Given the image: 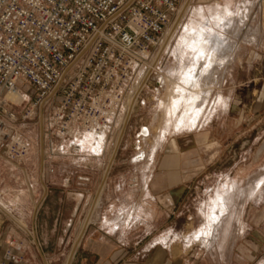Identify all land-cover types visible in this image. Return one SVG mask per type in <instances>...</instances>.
<instances>
[{"label":"crops","instance_id":"0c3cea01","mask_svg":"<svg viewBox=\"0 0 264 264\" xmlns=\"http://www.w3.org/2000/svg\"><path fill=\"white\" fill-rule=\"evenodd\" d=\"M240 2L249 8L264 5V0H184L183 6L216 17L220 12L228 15ZM230 86L225 114L210 115L205 132L174 138L177 150H161L163 161L146 165L150 174L140 181L111 178L119 167L110 161L117 155V144L100 179L74 178L73 171L86 169L89 154L30 150L20 165L0 153L5 186L32 192L5 196L15 201L26 223L16 224L0 212V264H264V81ZM239 89L241 99L233 94ZM192 149L194 164L187 154ZM204 155H209L208 163L203 162ZM57 156L72 163L65 168L71 171L69 185L57 177L61 172L53 162ZM127 187L130 194L124 191ZM191 187L204 188L211 201L222 196L239 208L224 214L208 246L188 250L182 242H160L172 227L186 230L185 204ZM106 202L111 209L102 211L101 203ZM123 202H144L145 213L133 208L124 216L119 207Z\"/></svg>","mask_w":264,"mask_h":264},{"label":"built area","instance_id":"2783aa9c","mask_svg":"<svg viewBox=\"0 0 264 264\" xmlns=\"http://www.w3.org/2000/svg\"><path fill=\"white\" fill-rule=\"evenodd\" d=\"M179 3L0 0L2 156L20 165L25 162L31 147L22 131L35 115L41 123V110L44 125L47 107L46 134L61 141H51L52 155L68 148L74 154L102 156L108 132L121 121L122 106L130 116L153 74H159L157 91L164 84L162 54L156 49ZM131 80L136 88L129 91ZM24 85L34 91L32 98L22 90ZM26 100L28 106L18 111ZM69 180L67 176L64 184ZM4 197L0 195V212L23 224ZM170 236L162 243L170 244Z\"/></svg>","mask_w":264,"mask_h":264},{"label":"rangeland","instance_id":"374dc122","mask_svg":"<svg viewBox=\"0 0 264 264\" xmlns=\"http://www.w3.org/2000/svg\"><path fill=\"white\" fill-rule=\"evenodd\" d=\"M183 3L184 0L179 3V11L171 18L167 31L156 49V51L161 50L162 54L161 75L164 84L159 87L157 91L155 86L159 74H153L146 86L141 90L139 102L136 103L137 105L130 116H126V105L124 104L125 106H122L123 109L125 108L124 113L122 109L120 111L121 121L116 122L112 128V134L108 139L105 156L101 158V155L99 157L90 155L88 157L89 160L84 161L87 163L86 169L83 167L84 171H73V175H75L74 178L81 176L95 179L102 178V170L104 166L109 163L111 152L114 148L113 146L117 144V155L110 161L119 164V167L113 171L111 178L124 182H129L135 177L139 179V181L142 180L146 173L150 174L147 172L146 168L149 164L151 166L156 163L159 165L163 161L164 153L160 154L161 150H177V146L175 147L177 144H174V138L184 135L192 136L196 133L205 132V130H208L209 126L208 123H205V120L208 119L210 115L225 114L224 100H226L227 96L231 93L229 90L231 87L230 84L246 83L249 81L260 84L264 81V41L262 40V36H264V5L262 7L260 5H255L249 8L247 4L240 2L237 8L231 10L230 15L228 13H226L228 15H225V13L220 12L214 17V14L210 15V11H206L202 16V13L194 8L186 9ZM205 22L207 26H210L214 31L221 33L223 37L227 38V43L230 44V46L232 45L230 50L226 52L221 51L224 54L220 52V58H218L219 62L212 65H209L208 61L197 60V54H195L194 49H188L190 44L186 42V39H190L193 35V27L195 29H201L202 25H206ZM223 23L227 25H222ZM228 57L230 59H226ZM193 68H195L196 73L193 72L192 75L193 77L198 76L197 84L198 87H200V89L196 90L197 94H199V98L195 102L200 103L197 104L201 105L200 107L203 108V116L200 115V119L198 118L196 121L194 120L195 117H193V120H189V123L187 122L185 125H180L176 128L175 119L177 115L180 114L181 107L183 106L182 98L188 93L192 82L187 73L192 71ZM135 88L136 82L131 80L128 84V89L131 91ZM22 90L26 92L29 98L33 97L34 91L30 87L24 85L22 86ZM241 93L242 90L240 89L233 90L235 98H237L236 96L238 95L239 99H241ZM200 95L203 97L201 100ZM143 100L144 103H142ZM26 102L27 100L17 110L21 111ZM174 111L176 114L173 113ZM49 114L50 109L47 107L44 111L45 121L43 125L44 150H51L50 141H52L54 145H60L61 143L60 139L56 136L52 135L51 137L46 134L45 124ZM26 122L27 128L22 131L23 136L29 141L30 150H36L37 152L38 149L41 150L42 145L41 126L38 116L35 115ZM66 143L68 142L64 143L65 146ZM66 150H68V148H66ZM84 154L89 153L84 152ZM187 154L190 157L189 162L194 164V150H189ZM139 156L142 157L138 158ZM209 161V155H204L203 162L208 163ZM53 162L58 163V166L55 167H59L61 172L57 177L64 185V180L67 176L71 178L67 174L70 170L65 171V168H69V164L72 163L68 159L65 160L60 158V156H57ZM189 175L192 178L193 172L191 171ZM207 175L209 176L210 174ZM0 179H4V184L1 187H3L2 189L5 191L1 193V189L0 195L7 196V194L12 192V194L22 197L23 194L32 193L28 188L25 189V187L19 188L12 184L5 186L7 178L2 174H0ZM207 187L209 186L207 185ZM203 189L204 188L191 187L188 197L186 198L185 207L186 210H188L185 222L186 230L172 227L170 228V233L164 236L168 237V235H171L170 239H173L172 242H182L184 247L188 250H192L193 247L199 245L208 246L210 242L202 241L204 240L202 239L198 240V243L195 239L196 231H199L209 223L212 209L216 206V203L211 201L209 193H204ZM124 191H129V188L127 187ZM128 193L130 194V191ZM137 193L139 197L141 193L140 188H138ZM5 200L6 202L9 201L7 203L13 207L16 217L20 219L22 223H26V220L17 213L15 201L11 198L6 199V197ZM227 205L228 210H236L239 208L237 203H229ZM121 206L123 207L119 210L121 213L123 212L125 216V214L133 210V208H135L137 213L144 214L146 204L144 202H123L119 205V207ZM110 209L107 202L101 203L102 211ZM116 210H118V207ZM189 216L191 217L190 219ZM225 216L223 215L219 226L222 225ZM121 221L126 222L128 219L123 218ZM15 223L18 224L17 222ZM219 226L217 228H219ZM184 239L188 242H185ZM161 241H163V238Z\"/></svg>","mask_w":264,"mask_h":264},{"label":"bare ground","instance_id":"6f19581e","mask_svg":"<svg viewBox=\"0 0 264 264\" xmlns=\"http://www.w3.org/2000/svg\"><path fill=\"white\" fill-rule=\"evenodd\" d=\"M244 9V8H243ZM229 11V10H228ZM230 15V12H228ZM222 23V22H221ZM220 23V25H221ZM206 24V22H205ZM226 23H223L222 25H225ZM219 25V26H220ZM227 25V24H226ZM222 27V26H221ZM257 27V26H256ZM188 28V27H187ZM227 28V27H226ZM255 28V27H254ZM194 29V30H193ZM193 35L189 39H186V42L190 44L188 47L191 48L190 50L194 49L195 54H197V60H204L208 61L209 65L218 63L220 58V52H226L231 49L230 44H228L227 38L223 37V35L217 31H214L210 26L202 25L201 29H195L193 27ZM184 34V33H183ZM192 34V33H191ZM244 34V33H243ZM181 42V41H180ZM184 46V45H183ZM186 46V45H185ZM180 48V47H179ZM235 50V49H234ZM221 52V53H222ZM185 53V52H184ZM202 53L203 55H200ZM224 54V53H222ZM228 54V53H227ZM232 54V53H231ZM184 56V55H183ZM223 58V57H222ZM224 59V58H223ZM226 59H230L229 57ZM222 60V59H221ZM223 61V60H222ZM225 62V61H224ZM207 64V63H206ZM204 65V64H203ZM220 65V64H218ZM221 66V65H220ZM202 67V66H201ZM213 67V66H212ZM215 67V66H214ZM201 69V68H200ZM194 70V71H193ZM203 70V69H202ZM201 70V72H202ZM197 71V70H196ZM209 71V70H208ZM216 71V70H215ZM195 72V68L192 69L188 74V76L191 78L192 82L190 84V88L188 90V93L182 98L183 100V106L181 107L180 114L177 115V118L175 119V126L176 128L180 125H185L187 122L189 123V120H194L196 121L200 115H202L203 108L200 107L201 105H198L200 103H196L197 99L199 98V94H197V89H200L198 87L197 81H198V76L192 75V73ZM200 72V71H199ZM212 72V71H211ZM219 72V71H218ZM196 73V72H195ZM204 73V72H203ZM207 73V72H206ZM199 75V74H198ZM186 76V75H185ZM213 76V75H212ZM215 77V76H214ZM200 79V78H199ZM216 79V78H215ZM173 82V81H172ZM176 83V82H175ZM204 85V83H203ZM200 86V85H199ZM182 87V85H181ZM189 87V85H188ZM185 88V87H184ZM183 97V96H182ZM201 95H200V100H201ZM176 100V99H175ZM200 102V101H199ZM214 106V105H213ZM217 106V105H216ZM215 106V107H216ZM204 107V106H203ZM213 111V110H212ZM176 114V112H173ZM208 113V111H207ZM193 115V116H192ZM170 116V115H169ZM203 116V115H202ZM200 119V118H199ZM191 122V121H190ZM193 124V123H192ZM171 128V127H170ZM145 133V132H144ZM142 156H139L138 158H141ZM153 157V156H152ZM152 159V158H151ZM152 161V160H151ZM261 183V182H260ZM261 185V184H260ZM256 186V185H255ZM254 186V188H255ZM260 187V186H259ZM254 190V189H253ZM258 190V189H257ZM256 191V189H255ZM218 193V192H217ZM220 194V192H219ZM248 195V194H247ZM216 203V206L214 209H212L209 223L204 226L202 229L199 231H196V236L199 237V240L202 241H209L211 237H213L214 232L216 228L219 226L223 215L227 212L228 210V205L226 203V200L224 197L220 196L219 200ZM227 214V213H226ZM225 216V215H224ZM227 216V215H226ZM221 226V225H220ZM219 226V227H220ZM218 231V230H217ZM222 231V230H221ZM198 232V233H197ZM185 238V237H184ZM167 237L163 238V241L166 240ZM196 239V238H195ZM215 239V238H214ZM194 240V237H193ZM160 240V242H163ZM198 242V241H197ZM199 243V242H198ZM205 243V242H204ZM192 245V244H191ZM211 245V244H210Z\"/></svg>","mask_w":264,"mask_h":264},{"label":"water","instance_id":"95a60500","mask_svg":"<svg viewBox=\"0 0 264 264\" xmlns=\"http://www.w3.org/2000/svg\"><path fill=\"white\" fill-rule=\"evenodd\" d=\"M42 114H43V112L41 110V123H40V126H41V137H42L41 150H42V153H43L44 148H43V119H42Z\"/></svg>","mask_w":264,"mask_h":264},{"label":"snow or ice","instance_id":"6c2138e0","mask_svg":"<svg viewBox=\"0 0 264 264\" xmlns=\"http://www.w3.org/2000/svg\"><path fill=\"white\" fill-rule=\"evenodd\" d=\"M200 55H203L202 53H200Z\"/></svg>","mask_w":264,"mask_h":264}]
</instances>
